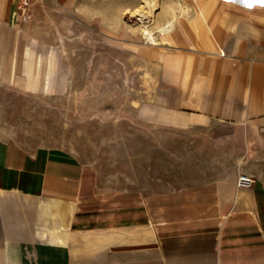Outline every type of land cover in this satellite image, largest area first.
<instances>
[{"label": "crops", "instance_id": "obj_1", "mask_svg": "<svg viewBox=\"0 0 264 264\" xmlns=\"http://www.w3.org/2000/svg\"><path fill=\"white\" fill-rule=\"evenodd\" d=\"M205 1L163 33L140 104L146 124L193 133L175 171L111 189L68 150L0 138V264H264V0ZM18 2L0 0V83L28 87L36 44Z\"/></svg>", "mask_w": 264, "mask_h": 264}, {"label": "rangeland", "instance_id": "obj_2", "mask_svg": "<svg viewBox=\"0 0 264 264\" xmlns=\"http://www.w3.org/2000/svg\"><path fill=\"white\" fill-rule=\"evenodd\" d=\"M208 1L210 6L213 0ZM141 2L83 0L67 7L56 0H33L35 80L32 88L0 83V138H14L32 150H68L97 166L111 189L146 176L153 179L147 185L159 188L157 179L175 171L177 155L191 150L178 141L190 142L193 133L141 119L140 104L160 84V44L166 40L156 20L151 25L156 45L135 29L138 16L129 11ZM160 2L156 17L161 20L177 3L191 15L208 8L205 0Z\"/></svg>", "mask_w": 264, "mask_h": 264}, {"label": "bare ground", "instance_id": "obj_3", "mask_svg": "<svg viewBox=\"0 0 264 264\" xmlns=\"http://www.w3.org/2000/svg\"><path fill=\"white\" fill-rule=\"evenodd\" d=\"M160 6H161L160 0H142V2L139 5H137L134 9L129 11L134 16H138L139 25H136L135 29L141 31L143 35H145V37L148 38L149 41L151 43H154L155 45L157 43V36L155 34V31L151 28V25L156 20V11L157 9L160 8ZM169 7H170L169 9L170 18L164 24L160 25L159 27L160 33L166 34L168 32H171L175 27V22L177 18L182 14L189 13V8L185 6L183 3H177L176 5H171ZM36 67L37 65L34 66L32 65V63L28 67L27 73L29 78V82H28L29 88L33 87V79L37 71Z\"/></svg>", "mask_w": 264, "mask_h": 264}, {"label": "built area", "instance_id": "obj_4", "mask_svg": "<svg viewBox=\"0 0 264 264\" xmlns=\"http://www.w3.org/2000/svg\"><path fill=\"white\" fill-rule=\"evenodd\" d=\"M32 6L33 0H19L17 12L20 21H25L29 18ZM254 181L255 179L246 173H241L238 178V184L241 187H251Z\"/></svg>", "mask_w": 264, "mask_h": 264}]
</instances>
